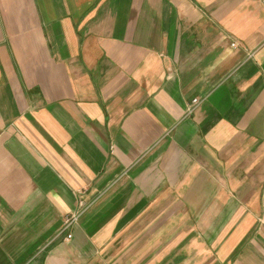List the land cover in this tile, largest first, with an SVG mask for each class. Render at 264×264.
<instances>
[{
    "label": "crops",
    "instance_id": "0c3cea01",
    "mask_svg": "<svg viewBox=\"0 0 264 264\" xmlns=\"http://www.w3.org/2000/svg\"><path fill=\"white\" fill-rule=\"evenodd\" d=\"M0 264H264V3L0 0Z\"/></svg>",
    "mask_w": 264,
    "mask_h": 264
},
{
    "label": "built area",
    "instance_id": "2783aa9c",
    "mask_svg": "<svg viewBox=\"0 0 264 264\" xmlns=\"http://www.w3.org/2000/svg\"><path fill=\"white\" fill-rule=\"evenodd\" d=\"M261 2L264 3V0H261ZM231 46H236V43L232 42ZM197 103H198V99H193L192 103L187 107V110L191 111ZM77 205L79 206L78 210L71 212L70 214L65 216L62 220L63 223H62V226L60 228V231L65 232V231L69 230V232H67V234L65 235L66 239L71 237L70 229L75 223H77L79 216L82 214V212L85 209L83 206L82 199L78 200Z\"/></svg>",
    "mask_w": 264,
    "mask_h": 264
}]
</instances>
